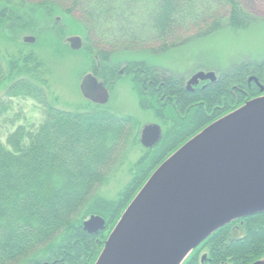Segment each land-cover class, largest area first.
<instances>
[{
	"label": "trees",
	"instance_id": "obj_1",
	"mask_svg": "<svg viewBox=\"0 0 264 264\" xmlns=\"http://www.w3.org/2000/svg\"><path fill=\"white\" fill-rule=\"evenodd\" d=\"M220 10L225 17H218ZM143 21L145 39L160 43L148 52L161 55L188 44L180 35L189 27L200 28L190 38L198 39L226 28L245 29L255 19L239 0H0V30L8 40L20 41L42 26L54 28L62 39L61 22L80 26L79 35L88 44L97 39L105 49L90 43L81 50L95 61L91 72L109 89L120 70L111 64L114 52L108 48L134 53L143 41ZM124 64L125 74L140 88L141 110L152 111L170 128L130 165V180L116 199L106 200L101 190L143 148L139 122L89 100L64 109L44 58L32 50L0 49V118L13 111L15 99H30L43 111L39 125H19L5 143L0 141V264H96L109 235L156 169L206 127L258 97L259 89L249 79L263 81L264 72L262 64L244 62L218 73L216 82L189 90L183 77L162 68L139 60ZM92 216L106 221L104 231L84 230ZM262 259L264 213L221 228L183 264H255Z\"/></svg>",
	"mask_w": 264,
	"mask_h": 264
},
{
	"label": "water",
	"instance_id": "obj_2",
	"mask_svg": "<svg viewBox=\"0 0 264 264\" xmlns=\"http://www.w3.org/2000/svg\"><path fill=\"white\" fill-rule=\"evenodd\" d=\"M35 41L23 38L26 44ZM66 42L74 51L83 48L81 37ZM216 79L213 72L198 73L187 88ZM80 89L94 104L109 102V90L93 73L83 78ZM161 137L159 125H147L141 144L152 148ZM261 213L264 95L206 127L156 169L109 235L96 264H183L221 228ZM83 226L98 234L106 221L92 216ZM255 264H264V259Z\"/></svg>",
	"mask_w": 264,
	"mask_h": 264
},
{
	"label": "rangeland",
	"instance_id": "obj_3",
	"mask_svg": "<svg viewBox=\"0 0 264 264\" xmlns=\"http://www.w3.org/2000/svg\"><path fill=\"white\" fill-rule=\"evenodd\" d=\"M239 1L243 8L255 19L253 24L245 29L232 31L226 28L210 37L190 39L196 37L200 28L196 26L189 27L180 35V37L184 36L189 39L188 44L161 55H152L148 51L156 50L160 43L145 39L148 26H145L146 21H143V41L134 46V53L126 54L124 51L116 52L117 50L113 51L112 48H108L109 51L114 52L111 64H118L119 70H123L125 68L124 63L128 60L143 61L183 77L186 83L198 73L213 72L218 75V73L230 70L235 65L244 62L259 63L264 67V0ZM137 7L139 8L140 5H137ZM225 16V12L220 10L218 17ZM60 25L65 30L62 39L57 37V31L54 28L48 30L45 26H40L41 28L34 34L23 35L22 39L16 42L8 40L0 30V49L6 53H14L20 49L37 52L39 56L47 61L52 70L53 89L61 98V106L64 109H73L88 102L83 96L80 86L84 76L92 73L91 70L95 65V61L82 50L72 52L71 48L69 49L67 46L68 43L66 44L67 38L81 37L79 35L81 27L77 24L74 25V23L70 24V22H61ZM52 29L54 31H51ZM24 37H33L36 41L34 44H28L29 47H25L19 43L23 41ZM82 41L83 47L92 43L90 45L95 48L105 49V46L103 47L101 43H97V39L93 42L90 41L89 44L84 41V38H82ZM118 77L116 83L111 85L110 99L108 104L105 105L109 112L117 116L129 115L134 117L140 124L141 133L147 125H159L164 132L170 128L167 124V128H165L163 121L158 119L152 111L141 110L139 107L140 88L134 83L132 76L123 74L118 75ZM262 77L264 82V72ZM42 112V109L30 99L13 100V111L0 118V141L5 143L7 135L19 125L26 123L39 125L43 121ZM12 122L16 126H12ZM143 154L144 147L132 153L128 165L112 176L109 183L101 190L103 198L106 200L116 199L119 191L130 180V165L134 164Z\"/></svg>",
	"mask_w": 264,
	"mask_h": 264
},
{
	"label": "flooded vegetation",
	"instance_id": "obj_4",
	"mask_svg": "<svg viewBox=\"0 0 264 264\" xmlns=\"http://www.w3.org/2000/svg\"><path fill=\"white\" fill-rule=\"evenodd\" d=\"M96 77H97V75L95 74V72H92ZM126 75L125 74V71H124V69L123 70H120V73H119V75L121 76V75ZM217 76V75H216ZM217 78H218V76H217ZM217 80V79H216ZM216 82V81H215ZM249 83H254V84H256V86L258 87V89H259V96L258 97H260V96H263L264 95V82L263 81H260L257 77H255V76H253V77H251L250 79H249ZM105 87L109 90V92H110V89H109V87L108 86H106L105 85ZM263 89V90H262ZM257 98V97H256ZM255 99V98H254ZM90 100V99H89ZM160 128H161V131L163 132V129H162V127L160 126ZM161 139H162V137H161ZM161 141V140H160ZM159 144V143H158Z\"/></svg>",
	"mask_w": 264,
	"mask_h": 264
}]
</instances>
